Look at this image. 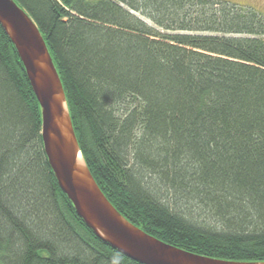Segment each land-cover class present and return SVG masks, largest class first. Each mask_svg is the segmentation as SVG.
I'll use <instances>...</instances> for the list:
<instances>
[{
    "label": "trees",
    "instance_id": "16d2710c",
    "mask_svg": "<svg viewBox=\"0 0 264 264\" xmlns=\"http://www.w3.org/2000/svg\"><path fill=\"white\" fill-rule=\"evenodd\" d=\"M14 2L46 44L82 159L110 204L195 255L264 262V16L214 0ZM40 128L0 27V264H138L78 218ZM184 199L220 230L177 212Z\"/></svg>",
    "mask_w": 264,
    "mask_h": 264
},
{
    "label": "water",
    "instance_id": "95a60500",
    "mask_svg": "<svg viewBox=\"0 0 264 264\" xmlns=\"http://www.w3.org/2000/svg\"><path fill=\"white\" fill-rule=\"evenodd\" d=\"M0 27L13 45L38 103L42 149L51 173L78 218L97 239L138 264H264L198 256L128 222L102 194L82 159L60 78L34 21L14 0H0Z\"/></svg>",
    "mask_w": 264,
    "mask_h": 264
},
{
    "label": "rangeland",
    "instance_id": "374dc122",
    "mask_svg": "<svg viewBox=\"0 0 264 264\" xmlns=\"http://www.w3.org/2000/svg\"><path fill=\"white\" fill-rule=\"evenodd\" d=\"M214 1H225L231 4L244 6L251 8L259 13H261L262 16H264V0H214ZM146 172L142 174V176L146 177ZM145 185L150 186L149 188L152 189V187H157L158 179L155 176H148V179L144 182ZM158 190V189H156ZM176 204H174L175 206ZM176 211L180 212L181 214L185 216H189L188 219L192 221V219L195 221V223L199 226L212 229V230H220V224L215 220L214 218H210L207 216L202 210H200L195 203L192 201H189L187 199L182 200L180 203L176 206ZM193 221V222H194Z\"/></svg>",
    "mask_w": 264,
    "mask_h": 264
}]
</instances>
